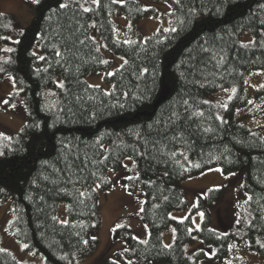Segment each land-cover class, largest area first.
Returning <instances> with one entry per match:
<instances>
[{
    "label": "trees",
    "instance_id": "1",
    "mask_svg": "<svg viewBox=\"0 0 264 264\" xmlns=\"http://www.w3.org/2000/svg\"><path fill=\"white\" fill-rule=\"evenodd\" d=\"M153 1L171 5L170 26L177 31L160 29L143 39L130 29L135 39L128 44L117 38L114 18L133 24L162 18L155 7L135 0L122 5L99 0V6L85 13L73 0H40L36 17L5 60L3 49L16 20L0 14V79L13 77L29 110L21 132L6 135L11 140L0 137V201H13L14 238L27 244L28 252L43 255L45 264H75L74 258L98 249L93 234L100 218L99 192L113 190L109 173L122 170L129 157L140 176L122 183L132 192H145L140 218L149 229L146 243L132 239L127 226L115 230L132 264H199L203 254L191 258L186 252L196 236L215 246L220 259L229 255L231 238L211 228L207 209L222 190H211L199 200L195 210L205 211L199 230L191 218L183 223L171 218L188 208L181 183L212 169L231 174L246 168L244 190L253 212L249 232L264 235V136L236 119L237 108L248 102L247 74L264 71V0ZM61 2L69 7L60 9ZM92 22L105 50L127 61L106 77L109 92L86 81L114 65L97 51ZM245 36L252 39L244 41ZM58 77L62 88H56ZM229 88L236 92L217 119L220 105L211 98ZM50 89L59 93V109L46 103ZM199 112L203 116L191 115ZM64 202L67 225L58 217ZM172 225L176 239L165 248L163 235ZM253 250L264 257V247ZM0 264H22L3 249L1 236Z\"/></svg>",
    "mask_w": 264,
    "mask_h": 264
},
{
    "label": "rangeland",
    "instance_id": "2",
    "mask_svg": "<svg viewBox=\"0 0 264 264\" xmlns=\"http://www.w3.org/2000/svg\"><path fill=\"white\" fill-rule=\"evenodd\" d=\"M129 0H124V3ZM144 4L145 7H155L162 18H144L138 20L134 24L125 17H115L114 22L118 27L117 38L119 40L135 39L129 30L134 29L139 32L143 39H147L158 32L160 29H169V14L172 12L171 5L167 3H158L153 0H135ZM83 4L84 0H80ZM36 5L32 0H0V14L13 15L16 20V27L10 36V44L5 48H13L18 41L19 35L26 30L34 18L36 17ZM94 10L97 5L88 0L87 5ZM95 24V27L91 25ZM90 25L91 37L95 38L98 49L102 53L105 60L114 62L113 67L108 72H100L90 74L86 77V81L93 87L103 88L105 91L111 90V84L107 83L106 77L108 73H114L120 69L125 59L122 56L112 54L105 50L102 37L97 31V23L92 22ZM130 26V27H129ZM252 38L245 36L244 41H250ZM5 52V51H4ZM39 49H35L38 53ZM5 52L2 60L7 58ZM123 58V59H122ZM111 76V75H109ZM13 77L8 74L0 79V101L9 100L8 105L0 103V133L4 135H16L27 124L29 118V110L25 99L18 95L17 99H12L14 94L20 92L16 85L13 84ZM248 86V102L246 105L240 106L236 110V119L247 126L254 133L264 136V71L253 70L247 74L246 78ZM63 80L56 78V88H62ZM232 88L221 89L211 98L220 106L217 110L220 117L223 116V105L234 95ZM227 90V91H226ZM46 103L52 108H58L59 99L56 89H50L46 92ZM14 104L13 108L11 105ZM133 158H127L123 168L120 171H111L110 179L114 183V188L110 192H99L100 197V218L98 229L93 236L99 241L98 249L89 255L74 258L75 264H106L105 260H113L119 264H127L132 262V258L126 253V244L122 240L115 239V230L117 225L121 227L127 226L131 228L134 235L140 241H145L149 236L148 226L140 218V208H144L145 192L139 189L135 192L125 187L122 181L126 177L137 178L140 176ZM209 170L195 178L188 179L181 183V187L186 193V201L188 208L184 211H175L171 217H175L177 221L191 218L195 229H200L205 219L204 210H195L199 206L201 198L206 199L211 190H222L221 198L208 205L207 209L210 214L211 228L223 235L230 236V251L227 257L220 259L218 249L205 243L198 236L193 241L186 244V252L189 257L194 258L200 255L199 264H264V257L253 250V246L264 244V235L257 234L251 236L249 228L253 220V212L249 206V196L244 190L245 170L244 167L240 171L231 174H225L219 169ZM99 191V188H96ZM131 192L132 195L128 193ZM203 213L201 217L199 214ZM58 217L61 221H68V203H61L58 209ZM16 220L15 206L12 200L0 201V236L3 243V249L13 254L22 264H45L43 255H35L28 252L27 248H23L24 243L16 240L13 236L12 229ZM119 228V227H118ZM115 229V230H114ZM172 229V225L163 235L164 244L170 245L176 239ZM121 254L119 258L117 255ZM207 254V255H206ZM72 264V262H70ZM152 264H161L153 262Z\"/></svg>",
    "mask_w": 264,
    "mask_h": 264
},
{
    "label": "snow or ice",
    "instance_id": "3",
    "mask_svg": "<svg viewBox=\"0 0 264 264\" xmlns=\"http://www.w3.org/2000/svg\"><path fill=\"white\" fill-rule=\"evenodd\" d=\"M40 2V0H32V3H39ZM73 2L74 3H76L80 8H82V10H83V12H85V13H87V12H89V11H91V9L89 8V7H87V6H85V5H87V3H88V0H84V3L83 4H81L80 3V0H73ZM91 2L93 3V4H96L97 6H99V0H91ZM112 2L113 3H120L121 5L124 3V0H112ZM177 2H178V0H177ZM69 7V4H67V3H63V2H61L60 4H59V8L60 9H65V8H68ZM92 27H95V24H92L91 25ZM130 27V26H129ZM165 31H169V32H176L177 31V29L175 28V27H171V28H169V29H165ZM5 39H8V38H5ZM91 39H93V41L95 42V38L93 37V38H91ZM16 43H18L19 41H15ZM81 44H83L84 43V41L83 40H81V41H79ZM124 43H128V44H130V43H132V41H130V40H126V41H124ZM252 43H254V41H252ZM105 47H106V45H105ZM3 51H5V52H11L12 51V49L11 48H5V49H3ZM97 51H99V49H97ZM205 51H207V49H205ZM33 55H35V53H33ZM55 55L57 56V57H60V56H62V53L61 52H59V51H56L55 52ZM39 59L41 60V61H43V60H45V57L44 56H39ZM123 59V58H122ZM222 59V58H221ZM102 63H108L107 61H102ZM124 63L126 64L127 63V61L125 60L124 61ZM147 71H148V69L147 68H145V69H143V73H147ZM142 73V74H143ZM115 73H108V75H114ZM13 84H14V86H15V81L13 82ZM62 86V85H61ZM227 91V90H226ZM231 92L233 93V94H235V92H236V89L235 88H232L231 89ZM19 94V92H17V95ZM108 94H110V93H108ZM229 99H231V97H229ZM0 103H2V104H4V105H8L9 103H10V101L9 100H7V99H5V100H3V101H0ZM205 103H207V101H205ZM249 104H251L252 103V101H249L248 102ZM185 104H187V101H185ZM13 108L15 107V105L14 104H12L11 105ZM224 106V108L225 109H227V105L225 104V105H223ZM175 115H177L178 116V114H175ZM191 115H195V116H203V113L202 112H199V113H191ZM171 119V118H170ZM217 119H222V117H217ZM0 137H2L3 139H5V140H11V137H8V136H6V135H4L3 133H0ZM0 154H2V153H0ZM181 155H183V153H181ZM105 159H107V157H105ZM129 159H131V157H129ZM133 163H135L134 161H133ZM124 167L125 168H127L128 167V165H124ZM217 171H219V169L217 170ZM127 179H131V177H126ZM78 182V181H77ZM100 187V184L99 183H97L96 185H95V188H99ZM125 187V190H127V185H125L124 186ZM93 190H95V189H93ZM129 195H132V193L131 192H129L128 193ZM80 195L81 196H83L84 195V192L83 191H81L80 192ZM249 199H251L250 197H249ZM140 212H143L144 211V209L141 207L140 208V210H139ZM201 217L203 216V213H200L199 214ZM172 219H176L175 217H171ZM180 222L181 223H183V220L181 219L180 220ZM61 223L62 224H65V225H67V223H68V221H61ZM122 225H117V228L118 227H121ZM115 230V229H114ZM198 230V229H197ZM172 231H173V234H175V229H172ZM193 231V229H191V228H189L188 229V232L191 234V232ZM93 239H95V237H93ZM132 239H134V240H138L139 238L138 237H136V236H133L132 237ZM141 243H146L147 241H140ZM84 243L85 244H87L88 242L87 241H84ZM164 247L165 248H170L171 246L170 245H164ZM261 247H264V244H261ZM23 248H28V245L27 244H24L23 245ZM125 251H127V249H125ZM207 255V254H206ZM112 264H117V262L116 261H113L112 262ZM128 264H132V262L131 261H129L128 262Z\"/></svg>",
    "mask_w": 264,
    "mask_h": 264
},
{
    "label": "bare ground",
    "instance_id": "4",
    "mask_svg": "<svg viewBox=\"0 0 264 264\" xmlns=\"http://www.w3.org/2000/svg\"><path fill=\"white\" fill-rule=\"evenodd\" d=\"M58 91H57V96H58V99H59V95H58ZM59 102H60V99H59ZM60 107L58 106V108H54V109H59Z\"/></svg>",
    "mask_w": 264,
    "mask_h": 264
}]
</instances>
